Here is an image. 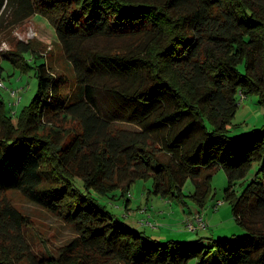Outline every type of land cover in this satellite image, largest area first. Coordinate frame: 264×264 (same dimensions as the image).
I'll use <instances>...</instances> for the list:
<instances>
[{
  "label": "trees",
  "instance_id": "1",
  "mask_svg": "<svg viewBox=\"0 0 264 264\" xmlns=\"http://www.w3.org/2000/svg\"><path fill=\"white\" fill-rule=\"evenodd\" d=\"M6 8L50 18L77 89L65 94L69 78L38 54L17 125L0 97V264H264V125L228 133L238 92L264 104V0H0V18ZM31 49L7 59L24 70ZM215 168L242 236L161 242L99 199L151 177L155 194L183 203L191 178L204 208ZM9 190L72 225L57 257L31 250Z\"/></svg>",
  "mask_w": 264,
  "mask_h": 264
},
{
  "label": "rangeland",
  "instance_id": "2",
  "mask_svg": "<svg viewBox=\"0 0 264 264\" xmlns=\"http://www.w3.org/2000/svg\"><path fill=\"white\" fill-rule=\"evenodd\" d=\"M36 12L26 19L18 20L13 10L6 8L0 18V66L3 67L0 70L2 73L0 79L7 88L19 89L21 99L16 102L6 88H0V97L7 107L10 103L13 104L12 120L15 125H17L19 114L31 103L37 91L38 81L35 76L37 59H34V56L42 55L51 71L62 73L69 78V84L63 90L65 94H71L77 89L73 67L64 55L50 18L40 13L36 14ZM24 46H29L32 49L24 52L26 66L23 70L7 59V56L12 57V53H18ZM236 98L239 103L238 109L228 124V133L232 137L249 133L264 125V104L258 95L248 94L242 97L238 92ZM114 126L123 129L134 128L124 123H115ZM209 126L211 125L209 124ZM258 168L259 163L252 162L246 174L232 183V190L236 195L243 191L246 183L255 176ZM228 185L229 181L225 170L215 168L210 179L209 198L204 208H201L206 222H210L206 229H199V231H190L185 226L187 218L192 216L191 210L199 208L190 196L195 191L191 178H188L183 186L185 193L183 203L178 202L177 199L170 200V198L155 194L151 177L138 179L131 184L126 192L131 193L130 198L127 196L128 194L121 196L122 190L118 189L112 196L99 199L107 205L112 213L130 225L132 223L138 225L139 227L136 228H141L140 231L161 242L169 240L195 241L204 236L215 239L232 235L242 236L246 230L233 217L230 200L226 199ZM6 195L21 213L30 218V223L24 227L23 234L31 250L37 256L41 258L57 257L60 248L77 236L72 225L59 215L30 201L20 191L9 190ZM127 200L131 201L128 207H126ZM218 201L222 204L218 209H215L213 205ZM131 211H133L132 213L137 212V223L130 216ZM14 260L17 259L14 258ZM21 264H27V262L24 260Z\"/></svg>",
  "mask_w": 264,
  "mask_h": 264
},
{
  "label": "built area",
  "instance_id": "3",
  "mask_svg": "<svg viewBox=\"0 0 264 264\" xmlns=\"http://www.w3.org/2000/svg\"><path fill=\"white\" fill-rule=\"evenodd\" d=\"M0 88L8 89L10 95L16 100V102L20 101L21 96H20V90L19 89L7 88L4 84V82L2 81V79H0ZM240 94L242 95V97L245 96L242 92H240ZM12 105H13L12 103L9 104L11 112H12ZM12 114H14V113L12 112ZM128 196L130 198L131 193H129ZM221 204H222V202L218 201L215 208H217ZM142 223H143V221H142ZM147 223H149V222H147ZM185 226L190 231H198L199 229H205L206 228V222H205L203 213H200V212L195 213L191 218H188L185 221Z\"/></svg>",
  "mask_w": 264,
  "mask_h": 264
},
{
  "label": "crops",
  "instance_id": "4",
  "mask_svg": "<svg viewBox=\"0 0 264 264\" xmlns=\"http://www.w3.org/2000/svg\"><path fill=\"white\" fill-rule=\"evenodd\" d=\"M131 201L129 200V203H130ZM129 206H130V204H129ZM128 209V208H127ZM198 211H200V212H203V210L201 209V208H197V209H192L191 210V214L193 215V214H195L196 212H198ZM133 211H131V214H130V216L132 217V219L135 221V223H137L136 222V218H137V216H138V214H137V212L136 213H132ZM204 213V212H203ZM132 214H134L135 216H133ZM209 222L210 221H207V224L209 225ZM132 223V222H131ZM139 224H141V223H139ZM132 225H133V223H132ZM133 226H135V227H139L138 225H133ZM139 229H141V228H139ZM199 231V230H198ZM205 237V236H204Z\"/></svg>",
  "mask_w": 264,
  "mask_h": 264
}]
</instances>
